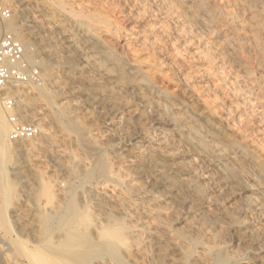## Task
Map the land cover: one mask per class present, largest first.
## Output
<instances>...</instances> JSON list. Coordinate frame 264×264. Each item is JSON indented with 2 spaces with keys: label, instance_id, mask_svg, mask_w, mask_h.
<instances>
[{
  "label": "rangeland",
  "instance_id": "374dc122",
  "mask_svg": "<svg viewBox=\"0 0 264 264\" xmlns=\"http://www.w3.org/2000/svg\"><path fill=\"white\" fill-rule=\"evenodd\" d=\"M2 1L12 9V16L9 19L0 18V36L3 32H9L7 26L15 28V30L17 29L16 33L18 34V37L16 36V34L14 35L20 41L28 40L27 42H25L27 43V45H29V52L31 53V55H34L35 53L34 56L38 57L37 60L40 58L41 61L43 60V66L38 65L40 67V72L42 73V78L45 77V70H49L50 68H52L53 71L56 70L55 74L59 77H62H60V79L66 77V73H68V75H70L71 77L67 76L65 78L67 79V81L63 92H65L66 94L64 101L67 103L62 108L63 110L60 109V111L62 110L64 112L63 117L62 113L57 109V105L60 102L59 96H57V90L52 87V85H48L46 81L44 83L42 82V84L40 83L42 86L40 84L30 85V87H24L21 90V98H23V102L21 101V107L24 113H26V118L35 122L37 125L40 124L39 126H42V128H40L42 134L40 133V137L38 136L33 140L18 141L14 144H29L30 149L28 150V158L30 160L29 162L31 166H29L30 168L28 167L27 174H29L30 178L36 177L34 179H37L36 181L39 183V185H37V182L35 183L34 180L32 181L34 182L33 188L39 193L32 190V195L28 196L25 193L24 195L26 197L20 195L19 199L16 201V208L18 210L16 208L15 209L24 214V220L21 219L18 222H14L13 218L9 217L7 214V222L3 225V228L2 226H0V264H25L26 258L21 255L22 251H19V249L22 248H16V246L21 245L25 248L27 247V249L34 248L33 234L29 233L26 236L25 233H23L22 228L30 227L28 229H33L35 226L37 227L39 224H41L43 216L49 211V209L55 207V200L47 201L45 197L41 195V190L43 189V187L50 186V184L52 185V183H56V185L63 190V201L69 202L70 200H74L76 203H80V188L78 187L79 184L77 183L78 180L76 176L71 175L73 173H68L58 168L54 162V156H52L50 152L44 151L43 148L40 149L35 144V142H37V140L39 139L44 140V135H46V133L48 135L51 134L50 136L52 137L58 135V131L61 128H65L71 122H76L77 124V131H75V133L73 134H77V136L72 135L75 138V141L73 138L74 142H70L71 148L74 150V154L76 155L77 153L79 155L80 150H78L75 146L78 145L80 147L82 139L86 141H90V139H93L95 142H99V144L103 146V150L105 153L103 155L104 160L109 169L113 172V175L111 177L108 175L94 176L91 182L95 185L91 183L92 186L97 191L114 188L112 189L113 192H115L113 194V199L115 198L116 201L118 200L117 204H114L116 202L113 199L112 201H109L110 203H105L107 204L105 206H107L109 209L112 208L110 213H108L107 215L108 219L106 222L102 221V214H104V209L93 207V205H88V214L86 212L84 219L90 221H101L103 223L101 230L104 232V241L105 243H107L105 247L99 249L97 252H94L92 256L96 254H103V256L110 262V264H119L117 260L120 261V264H123L121 263L122 261L124 262V264H171V260H173V258L177 260L178 263L182 264L183 262L184 264H205L207 260L201 258L203 254L202 250L200 254V244H193L190 236L183 231L186 221H190L191 223L194 222L195 224L197 222L201 223L202 221L204 227L209 229L211 228L210 230L212 231V234L209 238H202L201 241L204 244L207 245L208 243L209 245L213 240H224L225 251L228 253H236L239 256L238 262L236 261V264H264V251H259L258 253L257 251H254L251 242L244 237L243 230L239 226H235L236 224L238 225V223H231L230 218H225V212H228L230 215L234 214V216L236 217H232L236 218L237 220H241V218H243L242 220H247L250 218L248 214L245 215V213L242 212L237 214L238 208H241L242 210V208L245 207L243 201L244 197L247 195H254V197H256L258 200L264 201L262 200L264 199V182L262 181L264 180V177H262L264 176V68L262 69L257 66V59L255 58L258 57L255 51L252 34L248 31L247 25H250V23L259 22L262 25V33L264 36V17H262V14L264 16V0H209L210 2L212 1L211 3H213V5L216 7V9L219 10L222 15L220 16L219 23L221 24V26L219 25L220 28L217 29V34L219 36L215 37L213 35L214 40L212 39V36L211 39H209L212 45L206 42L208 40V36L202 32V30L199 28L198 23H194V19L192 20L190 18H184L182 16L181 12L183 9L181 4H178L179 0H62V4L59 3V0ZM191 4L193 5V9L196 3L192 2ZM97 16L99 18H96ZM88 17H92L90 18L91 21ZM230 17L234 18L231 19ZM84 20H87L90 23L92 21V23H94L96 20H99V31H101L102 34L104 33L106 39L109 38V44L104 45L102 44V42L98 43L97 40L93 36H91V34V43H85L88 46L87 49L86 45L84 44V41H86L84 39V32L86 31V28L83 27L89 26ZM261 20L263 21V24ZM223 21L225 22V24ZM245 22L249 23L246 24ZM152 24L154 25L152 26ZM243 25H247V28L244 29ZM63 27L64 29L67 27L65 29L66 31L68 30L66 34H71L72 36L75 35L76 38L78 37L74 41L77 44L75 43L74 45H71V48L68 47L70 49H68L66 43H64L65 39L63 40V37H61L64 34L62 32ZM59 29L61 30L59 31ZM225 31L229 35L226 41L228 42V44L230 42L231 43L229 44V52H225L226 54L223 57L220 55L217 49L221 48V43L223 42V40H221V34ZM38 34L40 36H38ZM35 36L39 37L40 40L38 41V38H36ZM229 38H231L232 40ZM144 42L145 45L143 46ZM250 42L252 43V45ZM44 44H50L49 46L52 47L59 55L58 58L63 57L61 58L62 60L57 58L51 59L47 57L46 51L43 49ZM92 44H94L95 46L102 45V47L104 46V49L106 48L107 50L111 47L113 49L112 54L114 52V54L121 60V62H124V66H127L126 69L129 67V70L132 69V71L136 70L142 72L144 78H147V82L151 84L148 90H150L151 88L153 90V92L149 94L153 101H159L162 103V105L165 106L176 105L174 108L175 110L178 108L176 110V114H179L178 117H180V115L183 116V114L185 113V109L190 113L192 111V114L195 117L197 116L198 118V126L200 125L199 128L201 127V130L199 128L198 129L199 131L204 133L203 135H205V133H208L206 131H209L210 133L213 132L212 134H215L216 136L218 135L221 138L220 140L222 142L224 141V143H226L227 141L226 144L231 143L229 144L231 146L240 145L243 148L246 157L252 160V163L255 162V164L259 166L258 170L255 169L251 172L252 178L250 177L247 180V178L242 177V180L240 179V181H238L231 176L224 177L221 174V162L212 161L210 163L208 158L206 157V154L202 152V148H199L200 152H202L200 153L199 149L197 152L190 146H187L182 142H178L179 139H176L177 137L170 133V131L168 130L169 126L166 124L158 129L157 127L159 126V123L156 122V116L154 112L152 111V109L144 107L142 105V102L139 101V98L136 95L137 90L133 88V84H131L132 82H134V80H131L132 77L129 74L128 77H131V79L129 78L128 82L124 84L123 87L121 86V89L118 88L120 86H115L114 84L109 83V80L107 78H104L100 75L98 76V67H101V69L103 70L105 68H108L105 70L112 71L116 66V64L114 63L117 62H111L107 54H97L98 56L95 55V53L93 52L94 49H91ZM75 45H77L76 48ZM61 46L64 47L63 50ZM209 46H212V51L211 48L209 50ZM238 46L240 47V49ZM250 46L251 48H253L252 50ZM237 47L239 50L237 49ZM41 51L44 52L41 53ZM88 51L91 53V55H89ZM205 51H210L209 57L205 56L204 58V56H202V53H204ZM254 52L256 55L254 54ZM93 53L96 56V60L98 58V60L96 61L97 66L92 65L91 60L89 59L90 57L93 58ZM227 53H232L233 55H229ZM148 54H150V56ZM87 61L88 64H86ZM244 61L247 62L246 65L249 67V72L247 74L244 73L239 66L240 62L243 63ZM128 63L130 64V66L128 65ZM93 66H95L96 68ZM141 69L144 70L142 71ZM93 77H95V80L98 79L99 82L101 81L100 86H93L89 84V80L94 79ZM42 88H45L47 93H49V95L51 96L50 98L52 100H50V104L46 102V99L42 95ZM158 92L161 93L159 94ZM117 96H119V99ZM165 97L167 98V100ZM120 101L128 107L124 111L125 113L120 114V116H113V104L116 103L118 106L121 103ZM169 102L172 104H168ZM116 104H114V106H116ZM186 106L188 109L186 108ZM0 108L2 110L1 101ZM134 110H136V113H133ZM175 110L173 111L175 112ZM39 111L42 112L41 115L38 114ZM127 111H130L129 113L133 115L128 114ZM179 111L180 113H177ZM33 114H38L39 116H33ZM72 115L74 116V119ZM123 116H125V119L127 118L126 116H129L130 124L127 123V125L129 126H127V128L125 125L126 121ZM132 117L134 118L132 119ZM153 117L155 118V120ZM119 118L122 120H120ZM140 119L142 121H140ZM121 123L123 126L120 125ZM140 123H144L143 125L146 127V131L148 130V133L155 134L156 136H158L159 132L164 129L163 132L165 131V135H168L167 137H171H169L170 140L168 139L169 141L167 142L168 147L166 149V154L168 153L167 155H173L177 152L175 155H181V160H187L185 163L189 166H192L191 168L194 170V172L197 171L195 174H197L198 176V189L205 193V197H198V208L201 211L199 212L198 210V221H196L197 214L193 210L194 205L192 203L194 201H191L194 199L187 198V201L184 202L183 206V203H181L183 202L181 198L183 196L175 194V192H178L179 194H183V192H185L183 191L184 188L180 184V182L178 180H175L176 183L175 181H172L171 183H169L170 186L169 184H167L166 186L161 185L159 181L160 178L154 175L151 171L149 162L136 157L135 150H133L131 147L132 142L129 141V138H127V136L131 135V132L134 133L135 131H137L138 126L141 125ZM209 126L211 130L210 128L208 129ZM123 127L125 129H123ZM71 132L73 133L74 131H70V133ZM90 133L92 134L90 135ZM171 135L173 136V138ZM102 136L104 139H101ZM99 139H101L102 141H100ZM48 143H50V141L46 142L45 144L47 145ZM73 143L74 145H72ZM185 146H187L190 150H187ZM74 148L77 150H75ZM190 151H192L193 154ZM246 151L248 153H245ZM10 155H12L11 157L13 158L14 152L11 151ZM154 156L152 157L155 159H162V165H164V162H166L164 167L165 171L168 172L166 164L169 162V159L167 158V156H160L161 159L158 155ZM109 158L111 160H107ZM116 159H118V161H115ZM121 159H129L133 164L129 161V164L128 162L125 163V166L127 167L125 168L124 163H120ZM240 159L242 160L241 162H243L244 158ZM158 162L160 163V161ZM146 164H148L149 167ZM118 165L120 166L118 167ZM217 165L219 167H217ZM121 167L122 169H120ZM134 169L135 171H133ZM128 171L133 172L130 173ZM31 173L34 175L30 176L32 175ZM253 174H255V177L253 176ZM135 175H137L138 177ZM134 178H140L141 180H139V182L138 180L137 182H135L136 180H134ZM153 178L156 179L154 180ZM4 179V184H8L11 186L14 184L13 174L10 169L5 173ZM224 179L226 180V182ZM129 182H131L132 184ZM143 182L147 184H145V187H147L148 190H151L153 188L151 191L154 193L156 191V193L159 192V195H161L163 191L162 195L165 196H161V198H165L166 200L161 199L160 206L163 204H168L167 206H169L159 207V211L153 213L155 215H153V218L146 219V217H142L136 210L133 209V206L131 205L134 201H140L139 199L137 201L134 196V192L131 191L134 183L143 184ZM176 184L180 185L175 186ZM111 185H113V187H111ZM128 185L131 187H129ZM171 186L174 189L167 188ZM210 186L214 187L210 188ZM12 187H14V189L20 188V186L18 187V185L16 184H14ZM69 188L71 190H69ZM176 188H180L179 191ZM116 189L118 192H116ZM181 189L183 190L180 191ZM204 190H208L209 192H205ZM119 191H121L122 193L120 192L119 194ZM116 193L119 196L116 195ZM171 193H173V196H171ZM129 194H131V196ZM115 195L116 197H120V200L118 198L116 199ZM120 195H122L123 197ZM34 196H37L38 199ZM126 196L128 198H126ZM33 197L35 200H32ZM167 197L169 198L167 199ZM129 198L131 201L129 200ZM29 199L31 201H29ZM123 199H126L127 202L122 201ZM132 199H134V201ZM169 199H172L170 201V204ZM179 199H181V202L179 201ZM210 199H215L222 206L220 205L219 207L218 205L211 203ZM111 202L114 203L112 204ZM121 202H123L122 205H120ZM123 204H125V206ZM114 205L117 206V209L116 206L114 208ZM129 206L132 207L133 210ZM164 208V212L167 211L166 213L162 212ZM98 209H100L101 212ZM175 209L177 210V212ZM187 209H189V211ZM36 210L39 214L36 212ZM45 211L47 212L45 213ZM168 212L173 217V222L172 217L168 214ZM98 213L100 216L98 215ZM183 213H186V217ZM263 217L264 216L255 218L257 221L254 219L253 223L256 224V227L264 241ZM31 218L33 220H31ZM174 218L176 219L174 220ZM152 219H154V221ZM190 219H193V221ZM158 220H160V222ZM155 221L157 225L155 224ZM26 223H29V225ZM164 223H166L165 226ZM202 224H196L198 228V232L196 233H198V236L202 234V229H205ZM159 225H161L162 227ZM121 226L123 231H127L130 234L135 235L134 242L133 240H129L128 242L123 243L117 240L110 239L108 236H106L107 232L109 233V231L116 230ZM123 226H126L125 229ZM198 226H201L200 229ZM88 228L89 231H92L93 233V228ZM178 234H180V236ZM93 264H95L94 261Z\"/></svg>",
  "mask_w": 264,
  "mask_h": 264
},
{
  "label": "bare ground",
  "instance_id": "6f19581e",
  "mask_svg": "<svg viewBox=\"0 0 264 264\" xmlns=\"http://www.w3.org/2000/svg\"><path fill=\"white\" fill-rule=\"evenodd\" d=\"M192 2H195L196 5L195 7L192 9ZM212 2V1H211ZM209 0H179L178 4L180 3L182 6V16L184 18H190V19H194L193 21H195L194 23H198L199 24V28L202 30L203 33H205L208 36V40L206 41L208 44H211V41L209 39L214 38L213 35L215 37H218L219 35L217 34L218 31L217 29L220 28L219 25L221 26L220 23V16L221 13L219 12L218 9H216V7L213 5V3H211ZM59 3L62 4V0H59ZM253 4V3H252ZM174 6V5H173ZM178 6V5H177ZM245 6V5H244ZM255 6V5H254ZM231 7V6H230ZM181 8V7H179ZM254 8V7H253ZM220 9V8H219ZM248 9V8H247ZM257 9V8H256ZM249 10V9H248ZM253 10V9H252ZM251 10V11H252ZM245 11V10H244ZM258 11V10H257ZM254 12V11H253ZM227 13V12H226ZM258 13V12H257ZM256 15V14H255ZM93 16V15H92ZM181 16V17H182ZM232 16V15H231ZM32 17V16H31ZM235 17V16H234ZM234 17H230L231 19H233ZM254 17V16H253ZM262 17L263 14H262ZM89 20L92 17H88ZM87 18V19H88ZM96 18H99L98 16ZM95 18V19H96ZM222 18V17H221ZM243 18V17H242ZM258 19V17H257ZM264 19V18H263ZM33 20V19H32ZM189 20V19H187ZM223 20V19H222ZM227 20V19H226ZM58 21V20H57ZM85 21V20H84ZM91 21V20H90ZM97 21V22H96ZM94 23H90L87 20L85 21L86 24L89 27H83L86 28V31L84 32L85 34V40L84 44L87 42L91 43V36H93L97 42H102V44H109V38L106 39L104 33L102 34L101 31H99L98 28V23L99 20H96ZM186 21V19H185ZM192 21V22H193ZM262 21V20H261ZM56 22V21H55ZM60 22V21H59ZM79 22V21H78ZM84 22V23H85ZM101 22V21H100ZM224 22V21H223ZM250 22V21H249ZM247 22V23H249ZM31 23V22H30ZM83 23V25H84ZM97 25H96V24ZM102 23V22H101ZM246 23V22H245ZM246 23V24H247ZM8 24V23H7ZM55 24V23H54ZM80 24V23H79ZM82 24V23H81ZM225 24V22H224ZM263 24V21H262ZM64 25V24H63ZM86 25V26H87ZM100 25V24H99ZM154 24H152L153 26ZM193 25V24H192ZM248 25V31L252 34V38H253V43H254V47H255V51L257 53V57L255 58L257 59V66H259L260 68H264V36L262 33V25L259 22H254V23H250L247 24ZM246 25V26H247ZM7 26V25H6ZM66 26V25H65ZM223 26V25H222ZM238 26V25H237ZM243 25V28L246 29L247 27ZM264 26V25H263ZM52 27V26H51ZM60 27V25H59ZM57 27V28H59ZM232 27V26H231ZM234 27V26H233ZM9 33L11 34H16V36L18 37V34L16 33L15 28L9 27L7 26ZM67 28V27H66ZM65 28V29H66ZM78 28V27H77ZM227 28V27H226ZM64 29V27L62 28V32L64 33L62 39H65L66 46L67 48L70 47L71 45H74L76 42L75 39L76 36H72L71 34H66V32H68V30L66 31ZM228 29V28H227ZM225 29V30H227ZM233 29V28H232ZM61 29H59L60 31ZM82 30V29H81ZM57 31V30H56ZM58 31V33H59ZM221 31V30H220ZM224 31V30H223ZM231 31V29H230ZM233 31V30H232ZM71 32V31H70ZM74 32V31H72ZM82 32V31H81ZM248 32V33H249ZM264 32V30H263ZM79 33V32H78ZM115 33V32H114ZM247 33V31H246ZM81 34V33H80ZM79 34V35H80ZM106 34V33H105ZM175 34V33H174ZM216 34V35H215ZM242 34V33H241ZM60 35V34H59ZM109 35V34H108ZM244 35V34H243ZM15 36V37H16ZM38 36H40L38 34ZM229 35L225 32H223L221 34V40H223V42L221 43V48L219 49L218 47V51L220 53L221 56L224 57V55L226 54L225 52H229V43L226 41ZM245 36V35H244ZM16 37V38H17ZM20 37V36H19ZM36 37V36H35ZM81 37V36H80ZM110 37V36H109ZM250 37V36H248ZM247 37V38H248ZM38 41L40 40L39 37ZM118 38V37H117ZM145 38V37H144ZM237 38V37H236ZM18 39V38H17ZM22 39V38H21ZM231 39V38H229ZM214 40V39H213ZM217 40V38H216ZM219 40V39H218ZM232 40V39H231ZM237 40V39H236ZM26 40H21V42L24 45L25 48V60L29 63H34L37 62L38 65H42L43 66V60L41 61V58L37 60L38 57L31 55V53L29 52V45H27V41ZM245 41V40H244ZM82 42V41H81ZM113 42V41H112ZM215 42V41H214ZM221 42V41H220ZM246 42V41H245ZM97 43V44H98ZM114 43V42H113ZM116 43V42H115ZM216 43V42H215ZM219 43V42H218ZM251 43V42H250ZM37 44V43H36ZM42 44V43H41ZM63 44V43H62ZM77 44V43H76ZM44 44L43 49L46 51V55L49 58H57L62 60L61 58H58L59 55L57 54V52L50 47L49 45ZM81 45V43H80ZM86 45V44H85ZM145 45V42L143 44V46ZM151 45V44H150ZM212 45V44H211ZM240 45V44H239ZM252 45V43H251ZM41 46V45H40ZM65 46V47H66ZM77 45H75L76 48ZM84 46V45H83ZM90 46V45H89ZM92 46V50L95 53V55H99V54H107V56L109 57V60H111V62H117L114 63L116 64L113 65L115 66V68L112 71H108L105 69L104 70L101 69V67L97 68V74L98 76H103L104 78H107L109 80V83L114 84L115 86H120L118 88L121 89V86L123 87L124 84H126L129 80V78L131 79L132 77V81L134 80V82H130L131 84H133V88H135L137 90V96L139 98V101L142 102V105L144 107H147L149 109H152V111L155 114V118H156V122L159 123V126L157 127L158 129L161 128L164 124L168 125V130L170 131V133H172V135L176 136V139H179L178 142H182L183 144L190 146L191 148H193L195 151L198 152V149L202 148V152H204V154H206V157L208 158L209 162L211 163L212 161H219L221 162V174L225 177V176H231L232 178H234L235 180L240 181V179L242 177L247 178V180L252 176L251 172L253 170H258V165L255 164V162L252 163V160L248 159L246 157V155L244 154L243 148L240 145L237 146H231L229 144L224 143V141L222 142L220 139V137L218 138L215 134H212L213 132H209L206 131L208 133H205V135H203L204 133L199 131V126H198V118L197 116L195 117L189 111H186V109L183 110L185 111V113L183 114V116L179 114H176V109L175 110V106L173 105H169V106H165L162 105L161 102H155L153 101V99H151L150 97V93L153 92L152 88L150 90L149 87L151 86V84H149L147 82V78H144V75H142V72L140 71H132L129 70L128 68L126 69V67L124 66L125 64H123L121 62V60L114 54H112L113 49L110 47V49H104V46L102 47V45L100 46H95L94 44L91 45ZM208 46V45H207ZM220 46V45H219ZM232 46V45H231ZM235 46V45H234ZM241 46V45H240ZM62 47V46H61ZM60 47V48H61ZM74 47V46H73ZM87 49L88 46L86 45ZM212 46H209V50ZM239 47V46H238ZM237 47V49H238ZM64 47H62L63 50ZM71 48V47H70ZM68 48V49H70ZM74 48V49H75ZM90 48V47H89ZM108 48V47H107ZM199 48V47H198ZM231 48V47H230ZM233 48V47H232ZM251 48V46H250ZM86 49V48H85ZM213 48H211L212 51ZM240 49V47H239ZM238 49V50H239ZM253 48H251L252 50ZM79 50V49H78ZM216 50V51H217ZM237 50V51H238ZM65 51V50H64ZM67 51V50H66ZM146 51V50H145ZM208 51V50H207ZM44 51H41V53ZM71 52V51H70ZM86 52V51H85ZM117 52V51H116ZM89 55H91V53L88 51ZM93 53V58H89L91 60L92 65H96V56ZM218 53V54H219ZM236 53V52H235ZM33 54V53H32ZM122 54V53H121ZM229 54V53H227ZM232 54V53H230ZM229 54V55H230ZM237 54V53H236ZM239 54V53H238ZM255 54V52H254ZM39 55V54H38ZM97 55V56H98ZM119 55V54H118ZM150 56V54H148ZM152 55V54H151ZM213 55V54H212ZM233 55V54H232ZM235 55V54H234ZM256 55V54H255ZM106 56V55H105ZM202 56H210V51L209 52H204L202 53ZM233 58V57H232ZM68 59V58H66ZM133 59V58H132ZM155 59V58H154ZM207 59V57H206ZM211 59V58H210ZM213 59V58H212ZM48 60V59H46ZM125 60V58H124ZM209 60V59H208ZM238 60V59H237ZM52 61V60H51ZM67 61V60H66ZM134 61V60H133ZM153 61V60H151ZM212 61V60H210ZM209 61V62H210ZM236 62V61H235ZM246 62V61H244ZM242 63L240 62L239 66L241 67L240 69H242V71L244 73H248L249 72V67L246 65V63ZM71 63V61H70ZM132 63V62H131ZM177 63V62H176ZM183 63V62H182ZM211 63V62H210ZM88 64V61L87 63ZM112 64V63H111ZM134 64V62H133ZM136 64V63H135ZM237 64V63H236ZM81 65V64H80ZM91 65V64H90ZM127 65V64H126ZM128 65L130 66V64L128 63ZM97 66V65H96ZM100 66V65H99ZM238 66V67H239ZM95 67V66H93ZM137 67V65H136ZM96 68V67H95ZM133 68V67H132ZM135 68V67H134ZM94 69V68H93ZM138 69V68H137ZM150 69V68H149ZM129 70V71H128ZM134 70V69H133ZM140 70V69H139ZM142 70V69H141ZM144 70V69H143ZM142 70V71H143ZM56 71V70H55ZM55 71H53L52 68H50L49 70L46 69L45 70V77L42 78V73H41V84L42 82L44 83L45 81L47 82L48 85H52V87H54L57 90V96H59V104L57 105V109L58 111H60V109H62L64 107V105L67 103L64 101L65 99V92H63V89L65 87L66 81L67 79H65L67 76H70L67 74L66 77H63V79H60L59 76H57L55 74ZM146 71V70H145ZM147 72V71H146ZM64 74V73H63ZM72 74V73H71ZM128 74L131 77H128ZM147 74V73H146ZM97 76V77H98ZM71 77V76H70ZM96 77V79H97ZM62 78V77H61ZM94 79L89 80V84L93 85V86H100V82L97 80H95V77H93ZM44 79V81H43ZM70 79V78H68ZM150 81V80H149ZM128 83V84H130ZM40 84V85H41ZM105 84V83H104ZM42 86V85H41ZM24 87H30V85H24L22 86V88L20 89V94H19V105L21 108L22 116L26 118V113H24L22 107H21V101L23 98H21V90ZM92 87V86H91ZM105 87V86H104ZM41 88V87H39ZM96 88V87H95ZM98 88V87H97ZM116 88V87H115ZM44 89V90H43ZM54 89V90H55ZM93 89V88H92ZM124 89V88H123ZM111 92V90H110ZM108 93V92H107ZM115 93V92H114ZM117 93V92H116ZM159 93V92H158ZM161 93V92H160ZM159 93V94H160ZM119 94V92H118ZM42 95L44 96V98L46 99V102L48 104H50V100H52L49 95V93H47L45 88H42ZM68 95V94H67ZM111 96V95H110ZM136 96V97H137ZM156 96V94H155ZM168 96V95H167ZM114 97V96H113ZM119 99V96H117ZM122 97V96H121ZM153 97V96H152ZM159 97V96H158ZM198 97V96H197ZM154 98V97H153ZM166 98V97H165ZM26 99V98H25ZM111 99V98H110ZM114 99V98H113ZM112 99V100H113ZM116 99V98H115ZM108 100V99H107ZM160 100V99H159ZM167 100V98H166ZM170 100V99H169ZM1 101V100H0ZM56 101V100H55ZM174 101V99H173ZM23 102V101H22ZM121 102V101H120ZM124 102V101H123ZM54 103V102H53ZM126 103V102H125ZM174 103V102H173ZM177 103V102H176ZM175 103V104H176ZM116 104V103H114ZM113 104V116L115 115H119L125 113L124 111L126 110V108L128 106H126L125 104H123L122 102L117 106H114ZM165 104V102H164ZM167 104V103H166ZM168 104H172V103H168ZM45 107V106H44ZM43 107V108H44ZM130 107V106H129ZM143 107V108H144ZM185 107V106H184ZM192 107V106H191ZM190 107V108H191ZM42 108V109H43ZM187 108V106H186ZM188 109V108H187ZM63 110V109H62ZM60 111L62 113V117L64 112ZM147 110V109H146ZM175 110V112L173 111ZM190 110V109H189ZM69 111V110H68ZM76 112V111H75ZM74 112V113H75ZM128 114L130 111H127ZM141 112V111H139ZM149 112V111H148ZM60 113V114H61ZM133 113H136V110H134ZM138 113V111H137ZM177 113H180L177 112ZM38 114H42L41 111H39ZM38 114H33V116H39ZM58 114V113H57ZM68 114V112H67ZM76 114V113H75ZM127 114V113H126ZM125 114V115H126ZM143 114V113H141ZM182 114V113H181ZM74 115V114H73ZM72 115V116H73ZM133 115V114H131ZM129 115V116H131ZM129 116H126L127 118L124 119L126 121V128H127V123L130 122ZM143 116V115H142ZM151 116V114H150ZM45 117V116H44ZM59 117V116H57ZM135 117V116H134ZM132 117V119L134 118ZM140 117V116H139ZM148 117V116H147ZM153 117V118H154ZM209 117V116H208ZM207 117V119H208ZM38 118V117H37ZM66 118V117H64ZM116 118V117H115ZM154 118V120H155ZM41 119V118H40ZM43 119V118H42ZM70 119V118H69ZM74 119V116H73ZM76 119V118H75ZM114 119V118H113ZM120 119V118H119ZM142 119V118H141ZM140 119V121H142ZM205 119V118H204ZM28 120V119H27ZM122 120V119H120ZM138 120V119H137ZM153 120V119H152ZM212 120V119H211ZM31 121V120H29ZM67 121V120H66ZM74 121V120H73ZM117 121V120H115ZM136 121V119H135ZM144 121V120H143ZM63 122V121H61ZM71 122V121H70ZM78 122V120H77ZM80 122V121H79ZM123 122V121H122ZM65 123V122H64ZM81 123V122H80ZM201 123V122H199ZM108 124V123H107ZM106 124V125H107ZM130 124V123H129ZM141 124V123H140ZM144 124V123H143ZM141 124L140 126H138L137 131H135L134 133L131 132V135L127 136V138H129V141L132 142L131 147L133 150H135V154L136 157L141 158L143 160H146L147 162H149L151 171L153 172L154 175H156L157 177H159V181L160 184L163 186H166L167 184L171 183L172 181H179L180 184L183 186L184 190L181 189L180 191H185L183 192V194H179L178 192H175L176 195H181L183 197L181 202L179 199V201L181 203H183L184 206V202L187 201V198H191L194 200L192 204L194 205L193 210L194 212L197 214V218L196 221H198V197L201 198V196H204L205 193H203L202 191H200L198 189V176L197 174H195L196 172H194V170L191 168L192 166H189L188 164H186L185 162L187 160H181V155H167L166 154V149H167V142L170 140L169 137H167L165 135V131L163 132V130H161V132H159L158 136H156L155 134H150L148 133V130L146 131V127ZM40 125V124H39ZM38 125V126H39ZM62 125V123H61ZM76 122L73 123H69L65 128H61L58 132V135L52 137L50 135H48L46 133L44 140H37V142H35V144L41 149L43 148L44 151L46 152H50L52 156H54L53 158H55L54 162L57 165L58 168L66 171V172H70L73 173L71 175H75L77 180H78V187L80 188V192H79V196H80V203H76L74 200H70L69 202L63 201L62 200V192L63 190L60 189L56 183H52V185L50 184V186H45L47 187H43V189L41 190V195H43L45 197V199L47 201L50 200H55V207L49 209V211H45V215L42 218V222L41 224H39L37 227L35 226L33 229H28L30 227L27 228H22L23 229V233H25V235L27 236V234L31 233L33 234L34 237V248L33 249H27V247L25 248L24 246H16V248H22L19 249V251H22V254L25 258H26V262L25 264H93V261L95 262V264H110V262L103 256V254H96L94 256H92V254L94 252H97L99 249L103 248L106 246L107 243H105L104 241V232L101 230L102 227V222L101 221H90V220H86L84 219V216L86 215V212L88 214V205L93 207H98L100 209H104V214H102V221H107L108 217V213H110L111 209H109L107 206L108 203H110L109 201H112L113 199V194L115 192H113L112 189H104L103 191H97L96 189H94V187L92 186V179L94 176L96 175H100V176H112L113 172L109 169V167L107 166L105 160H104V150H103V146L101 144H99V142H95L93 139H90V141H86V140H81L80 143V147L77 145L75 147H77L78 150H80L79 155L76 153V155L74 154V150L71 148L70 142L73 141V136H77L73 135L75 133V131H77V126H76ZM79 125V124H78ZM105 125V126H106ZM109 125V124H108ZM121 126L122 123L120 124ZM132 125V124H131ZM202 125V124H201ZM136 126V125H134ZM147 126V125H146ZM118 127V126H116ZM129 127V126H128ZM39 128H42V126ZM199 128V129H198ZM210 128V126L208 127V129ZM117 129V128H116ZM122 129V128H121ZM123 129H125L123 127ZM9 124L6 121V116L5 113L3 112V110H1L0 108V226H2V228L4 227L3 225L7 222V214L9 217L13 218L14 222H18L21 219H23L24 214L20 213L19 211H17L18 209L16 208V201L19 199L20 195L25 196L24 194L26 193L28 196L32 195L31 192L32 190H34L33 188V183L32 181L35 180V183L37 182V179H34L36 177H29V174H27L28 171V167L31 166L30 165V160L28 158V150L29 148V144H25V143H21V144H14L15 142L18 141H11L9 139ZM79 130V129H78ZM81 130V129H80ZM134 130V129H133ZM136 130V129H135ZM201 130V129H200ZM211 130V128H210ZM70 131H74L72 134L70 133ZM92 131V130H91ZM48 132V131H47ZM130 132V131H129ZM40 133L41 131H39L38 136L40 137ZM84 133V132H83ZM117 133V132H116ZM169 133V132H168ZM167 133V134H168ZM42 134V133H41ZM89 134V133H88ZM92 133H90L91 135ZM100 134V133H99ZM123 134V133H122ZM130 134V133H127ZM217 134V133H216ZM73 135V136H72ZM80 135V134H79ZM86 135V134H85ZM171 135V136H172ZM37 136V137H38ZM84 136V135H83ZM87 136V135H86ZM109 136V135H108ZM42 137V136H41ZM106 137V136H105ZM84 138V137H83ZM87 138V137H86ZM103 138V136L101 137V139ZM107 138V137H106ZM105 138V139H106ZM171 138V137H170ZM173 138V136H172ZM101 139H99L100 141H102ZM104 139V138H103ZM169 139V140H168ZM33 140V139H32ZM98 140V141H99ZM128 140V139H127ZM30 141V140H29ZM36 141V140H35ZM47 145L45 144L46 142H49ZM75 141V138H74ZM73 141V142H74ZM78 141V140H77ZM80 142V141H79ZM177 142V143H178ZM232 142V141H231ZM33 143V142H32ZM78 143V142H75ZM102 143V142H101ZM181 143V144H182ZM179 144V143H178ZM180 144V146H181ZM74 145V143L72 144ZM261 145V144H260ZM31 146V145H30ZM170 146V145H169ZM185 146L188 149V147ZM38 149V148H37ZM39 149V150H40ZM75 149V148H74ZM75 149V150H77ZM182 149V148H181ZM199 149V152H200ZM42 150V151H43ZM245 150V149H244ZM13 151L14 152V157L12 158L10 155V152ZM41 151V150H40ZM180 152V151H179ZM192 153V151H190ZM200 152V153H202ZM43 153V152H42ZM171 153V152H170ZM181 153V152H180ZM245 153H248L247 151ZM122 154V153H121ZM193 154V153H192ZM203 154V155H204ZM45 155V154H44ZM124 155V154H123ZM154 155H158L159 158L161 159L160 156H167V158L169 159V162L166 164L167 165V170L168 172L165 171V163L164 165H162L161 160L160 163L157 161V159L153 158L152 156ZM202 155V156H203ZM201 156V155H200ZM119 157V156H118ZM155 157V156H154ZM157 157V156H156ZM111 158V157H110ZM107 159V160H111V159ZM185 158V157H184ZM205 158V156H204ZM240 158H244L243 162H241L242 160ZM252 158V157H250ZM41 159V158H40ZM113 159V158H112ZM114 160V159H113ZM203 160V159H202ZM207 160V161H208ZM115 161H118V159H116ZM129 161L131 162V160H124L121 159L120 163H124V166L126 165L125 163ZM139 161V160H138ZM184 161V162H183ZM143 162V161H142ZM132 163V162H131ZM145 163V162H144ZM188 163V162H187ZM215 163V162H214ZM257 163V162H256ZM117 164V163H116ZM133 164V163H132ZM148 166V164H146ZM214 165V164H213ZM117 166V165H116ZM120 165H118L119 167ZM131 166V165H130ZM210 166V165H208ZM215 166V165H214ZM149 167V166H148ZM195 167V166H194ZM217 167H219L217 165ZM30 168V167H29ZM124 168V167H123ZM125 168H127L125 166ZM132 168V167H131ZM261 168V167H260ZM12 172L13 174V179H14V184L18 185V187L20 186V188L18 189H14V187H12L11 185H6L4 184V178H5V173L7 172V170ZM122 169V167L120 168ZM130 169V168H129ZM128 169V170H129ZM195 169V168H194ZM125 170V169H124ZM196 170V169H195ZM218 170V169H217ZM135 171V169L133 170ZM133 171H128L130 173H132ZM261 171V170H260ZM116 172V171H115ZM220 173V172H218ZM255 173V172H254ZM32 174V173H31ZM118 174V173H117ZM136 174V173H135ZM34 174L30 175L33 176ZM151 175V173H150ZM255 174H253L254 176ZM260 175V174H258ZM257 175V176H258ZM115 176V173H114ZM132 176V175H131ZM137 176V175H135ZM221 176V175H220ZM138 177V176H137ZM136 177V178H137ZM156 177V178H157ZM223 177V178H224ZM255 177V176H254ZM259 177V176H258ZM264 177V176H262ZM98 178V177H97ZM100 178V177H99ZM109 178V177H108ZM107 178V179H108ZM125 178V177H124ZM148 178V177H147ZM155 178V179H156ZM222 178V179H223ZM227 178V177H226ZM225 178V179H226ZM252 178V177H251ZM102 179V178H101ZM131 179V178H130ZM133 179V178H132ZM150 179V178H149ZM154 179V178H153ZM154 179V180H155ZM224 179V180H225ZM255 179V178H254ZM264 179V178H263ZM135 182H139V179H135ZM231 180V179H230ZM234 180V181H235ZM242 180V179H241ZM246 180V181H247ZM252 180V179H251ZM40 181V180H39ZM111 181V180H110ZM115 181V180H114ZM129 181V180H128ZM158 181V182H159ZM175 181V183H176ZM223 181V180H221ZM233 181V179H232ZM244 181V180H243ZM254 181V180H253ZM264 182V180H262ZM108 182V181H107ZM133 182V181H132ZM178 182V183H179ZM220 182V181H219ZM218 182V183H219ZM226 182V180H225ZM259 182V181H258ZM41 183V182H40ZM92 183V184H91ZM117 183V182H115ZM119 183V182H118ZM131 183V182H129ZM155 183V182H154ZM48 184V183H47ZM122 184V183H121ZM132 184V183H131ZM130 184V185H131ZM144 184V185H143ZM142 183H134L133 188L131 189L132 192H134V196L135 198L140 200L138 202H135L134 199H132L134 202H132V206L133 209L136 210L138 212L139 215H141L142 217H146V219L148 218H153V213L158 212L159 211V207L161 206H167V205H161L160 206V200L163 199L161 198V196H163V191L161 193V195H159V192L155 193L152 192L151 190H148L147 187H145L147 184L143 182ZM146 184V185H145ZM173 184V183H172ZM178 184V185H180ZM215 184V183H214ZM248 184V183H246ZM260 184V183H259ZM262 184V183H261ZM37 185H39V183L37 182ZM41 185V184H40ZM49 185V184H48ZM95 185V184H94ZM177 184L175 186H178ZM75 186V185H74ZM118 186V185H116ZM129 186V185H128ZM132 186V185H131ZM129 186V187H131ZM151 186V185H150ZM170 186V184H169ZM174 186V185H173ZM174 186V187H175ZM40 187V186H39ZM77 187V186H76ZM111 187H113V185H111ZM214 186H210V188H212ZM216 187V186H215ZM101 188V187H100ZM121 188V187H120ZM158 188V187H157ZM167 188H173L171 187H167ZM222 188V187H219ZM248 188V187H247ZM251 188V187H250ZM38 189V188H37ZM118 189V188H117ZM116 189V192H118ZM174 189V188H173ZM177 189V188H176ZM175 189V190H176ZM180 189V188H179ZM179 189H177L179 191ZM243 189V187H242ZM62 190V191H61ZM69 190H71L69 188ZM75 190V189H74ZM79 190V189H77ZM125 190V189H124ZM123 190V191H124ZM155 190V189H154ZM165 190V187H164ZM172 190V189H171ZM221 190V189H220ZM219 190V191H220ZM247 190V189H246ZM127 191V190H126ZM159 191V190H158ZM168 191V190H167ZM166 191V192H167ZM173 191V190H172ZM205 191V190H204ZM208 191V190H207ZM205 191V192H207ZM34 192H38L37 190ZM33 192V194H34ZM121 191H119L120 194ZM131 192V194H132ZM165 192V193H166ZM202 192V193H201ZM209 192V191H208ZM39 193V192H38ZM70 193V192H69ZM122 193V192H121ZM168 193V192H167ZM181 193V192H180ZM74 194V193H73ZM131 194H129L131 196ZM170 194V193H169ZM211 194V193H210ZM251 194V193H250ZM116 195H118L116 193ZM115 195V197H116ZM125 195V194H124ZM127 195V194H126ZM207 195V194H206ZM42 196V197H43ZM119 196V195H118ZM116 197V199L120 198V197ZM122 196V195H120ZM165 196V195H164ZM163 196V197H164ZM171 196H173V193H171ZM209 196V195H208ZM26 197V196H25ZM38 199L37 196H34ZM33 197L32 200H35ZM73 197V196H72ZM123 197V196H122ZM121 197V199H122ZM170 197V196H169ZM167 197V199L169 198ZM176 197V196H175ZM205 197V196H204ZM203 197V198H204ZM32 198V197H31ZM30 198V199H31ZM126 198H128L126 196ZM173 198V197H172ZM202 198V199H203ZM213 198V197H212ZM29 199V201H31ZM40 199V198H39ZM70 199V198H69ZM74 199V198H72ZM65 200V199H64ZM68 200V199H67ZM116 203L111 202L112 204H117V201L115 200V198L113 199ZM120 200V199H119ZM130 200V198H129ZM163 200H166L165 198ZM162 200V201H163ZM172 200V199H171ZM169 199V204L170 201ZM178 200V199H177ZM211 200V199H210ZM264 200V199H262ZM122 201H126V199H123ZM131 201V200H130ZM161 201V202H162ZM189 201V200H188ZM33 202V201H32ZM108 202V203H107ZM124 202V203H126ZM129 202V201H128ZM168 202V201H166ZM244 204L245 207L242 208H238L237 209V214L238 213H245V215L248 214V216L250 217L249 219H245L242 220L243 218H241V220H237L236 216L230 215L228 212H225V218L228 217V219L230 218L231 223H238V225L236 224V227H240L243 230V235L245 238H247L252 246H253V250L257 251V253L259 251H264V241L262 239V236L260 235V232L258 231L256 224L253 223V220L255 218H258L260 216H264V201H260L258 200L256 197H254V195H247L244 197ZM107 203V204H105ZM120 203V202H119ZM123 202H121L120 205H122ZM165 203V201H164ZM187 203V202H186ZM211 203L218 205L220 207V203L218 201H216L215 199L211 200ZM128 204V203H126ZM18 205V204H17ZM37 205V204H35ZM119 205V204H118ZM119 205V206H120ZM125 206V204H123ZM180 205V204H179ZM111 206V205H110ZM113 206V205H112ZM116 205H114L115 208ZM128 206V205H127ZM222 206V205H221ZM44 207V206H43ZM130 207V206H129ZM169 207V206H167ZM240 207V206H239ZM17 210H16V209ZM90 208V207H89ZM119 208V207H118ZM132 209V207H130ZM129 208V209H130ZM163 208V207H162ZM161 208V209H162ZM172 208V206H171ZM178 208V207H176ZM185 208V207H184ZM189 208V207H188ZM192 208V206H191ZM190 208V209H191ZM223 208V207H222ZM98 209V210H100ZM117 209V206H116ZM132 209V210H133ZM167 209V208H166ZM174 209V208H173ZM48 210V209H47ZM123 210V209H122ZM176 210V209H175ZM180 210V209H179ZM178 210V211H179ZM189 211V209H187ZM226 210V209H225ZM236 210V208H235ZM234 210V211H235ZM120 211V210H119ZM135 211V213H136ZM165 211L162 210V212ZM244 211V212H243ZM29 212V211H28ZM36 212L38 213V211L36 210ZM101 212V210H100ZM118 212V211H117ZM161 212V211H160ZM161 212V213H162ZM167 212V211H166ZM164 212V213H166ZM177 212V210H176ZM174 212V213H176ZM182 212V211H181ZM180 212V213H181ZM187 212V211H186ZM199 212H201L199 210ZM33 213V212H32ZM35 213V212H34ZM172 213V210H171ZM173 213V214H174ZM179 213V212H178ZM233 213V212H232ZM27 214V213H26ZM39 214V213H38ZM41 214V211H40ZM101 214V213H100ZM160 214V213H159ZM168 214L170 215V213L168 212ZM184 214V213H183ZM186 214V213H185ZM184 214V216L186 217V215ZM189 214V213H188ZM200 214V213H199ZM33 215V214H31ZM99 215V213H98ZM110 215V214H109ZM242 215V214H240ZM100 216V215H99ZM155 216V215H154ZM158 216V214H157ZM171 216V215H170ZM176 216V215H174ZM183 216V217H184ZM234 216V217H232ZM247 216V217H248ZM35 217V216H34ZM33 217V218H34ZM172 217V216H171ZM180 217V216H179ZM37 218V217H36ZM202 218V217H201ZM200 218V219H201ZM246 218V216H245ZM264 218V217H263ZM29 219V218H27ZM100 219V218H99ZM176 218H174L175 220ZM186 219V218H185ZM199 219V220H200ZM260 219V218H259ZM24 220V219H23ZM31 220H33L31 218ZM98 220V219H97ZM154 221V219H152ZM151 220V221H152ZM157 220V217H156ZM180 220V219H179ZM187 220V219H186ZM193 221V219H190ZM256 220V219H255ZM35 221V220H34ZM152 221V222H153ZM160 222V220H158ZM257 221V220H256ZM255 221V222H256ZM33 222V221H32ZM146 222V220H145ZM162 222V221H161ZM172 222H173V217H172ZM178 222V221H177ZM25 223V222H24ZM38 223V220H37ZM40 223V222H39ZM148 223V222H147ZM199 225L202 224L197 222ZM196 223V224H197ZM204 223V222H203ZM17 224V223H16ZM29 225V223H26ZM25 224V225H26ZM108 224V223H107ZM151 224V223H149ZM156 224V221H155ZM161 224V223H159ZM166 223H164L165 226ZM169 224V223H168ZM167 224V225H168ZM194 222H190V221H186L185 222V227H184V232L190 236V238L193 241V244L199 245L201 246L200 249V254H201V250H202V254L203 256H201V258L206 259L207 261L205 262V264H236V261L238 262L239 256L236 253H228L225 251L224 245H225V241L221 240V241H212L209 245L207 243L204 244L201 240L203 237L209 238L211 236V228H205L204 224L203 227L205 229H202L203 231L201 232L202 234H200V236H198V228ZM214 224V223H213ZM22 225V224H20ZM27 225V226H28ZM143 225V224H142ZM153 225V224H152ZM157 225V224H156ZM129 226V225H127ZM161 226V225H159ZM157 226V227H159ZM170 226V225H169ZM209 226V225H208ZM32 227V226H31ZM88 227H92L93 228V233L92 231H89ZM124 227V226H123ZM126 227V226H125ZM124 227V229H125ZM147 227V226H146ZM145 227V228H146ZM162 227V226H161ZM160 227V228H161ZM167 227V226H166ZM199 227V226H198ZM201 227V226H200ZM199 227V229H200ZM210 227V226H209ZM19 228V227H18ZM128 228V227H127ZM156 228V227H155ZM106 229V228H105ZM113 229V228H112ZM130 229V228H129ZM126 229V230H129ZM166 229V228H165ZM213 230V229H212ZM21 231V229H20ZM136 231V230H135ZM134 231V232H135ZM167 231V230H165ZM201 231V230H200ZM176 232V231H175ZM182 232V231H181ZM242 232V231H241ZM20 233V232H19ZM177 233V232H176ZM141 234V232H140ZM180 236V234H178ZM177 235V236H178ZM182 235V234H181ZM185 235V234H184ZM186 235V236H187ZM16 236V235H15ZM32 236V235H31ZM106 236H108L110 239L113 240H117L119 242H128L129 240H133L134 242V236L130 234L127 231H123L122 230V226L117 228L116 230H112L109 231V233L107 232ZM138 236V235H136ZM167 236V235H166ZM178 236V237H179ZM32 237V238H33ZM140 237V236H139ZM170 237V236H169ZM122 238V240H121ZM137 239V238H135ZM225 239V238H224ZM187 240V239H185ZM189 240V239H188ZM209 240V239H208ZM107 241V240H106ZM136 241V240H135ZM173 241V240H172ZM182 241V240H181ZM227 241V239H226ZM190 242V241H189ZM112 243V242H111ZM137 243V242H136ZM182 243V242H180ZM227 243V242H226ZM24 244V243H23ZM31 244V243H30ZM109 244V243H108ZM26 245V244H25ZM114 245V244H113ZM181 245V244H180ZM185 245V243H184ZM191 245V244H190ZM108 246V245H107ZM15 247V246H14ZM31 247V246H30ZM228 247V246H227ZM174 248V247H173ZM18 250V249H17ZM174 250V249H173ZM175 251V250H174ZM7 254V253H5ZM192 254V253H191ZM260 254V253H259ZM263 256V255H262ZM12 257V256H11ZM241 257V255H240ZM9 258V257H8ZM13 258V257H12ZM263 258V257H262ZM243 259V258H242ZM13 260V259H12ZM16 261V259H15ZM120 264V261L117 260ZM171 264H182V263H178L177 260H175L173 258V260H171ZM241 261V260H240ZM117 262V263H118ZM121 263L124 264V262L122 261ZM184 264V262H183ZM239 264V263H238Z\"/></svg>",
  "mask_w": 264,
  "mask_h": 264
},
{
  "label": "built area",
  "instance_id": "2783aa9c",
  "mask_svg": "<svg viewBox=\"0 0 264 264\" xmlns=\"http://www.w3.org/2000/svg\"><path fill=\"white\" fill-rule=\"evenodd\" d=\"M11 16L12 9L0 0V18L9 19ZM40 83L37 62H27L23 43L15 35L3 32L0 36V100L10 127L11 141H29L38 136L39 126L22 116L19 94L22 86Z\"/></svg>",
  "mask_w": 264,
  "mask_h": 264
}]
</instances>
